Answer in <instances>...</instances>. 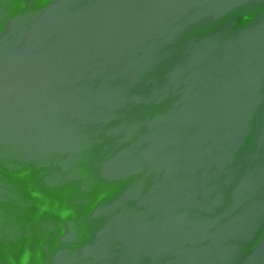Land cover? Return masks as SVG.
I'll use <instances>...</instances> for the list:
<instances>
[{"label":"water","instance_id":"1","mask_svg":"<svg viewBox=\"0 0 264 264\" xmlns=\"http://www.w3.org/2000/svg\"><path fill=\"white\" fill-rule=\"evenodd\" d=\"M0 264H264V0H0Z\"/></svg>","mask_w":264,"mask_h":264}]
</instances>
